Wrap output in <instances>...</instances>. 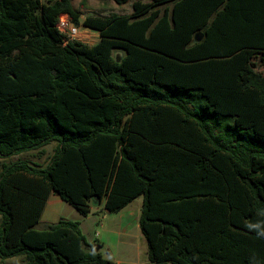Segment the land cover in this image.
<instances>
[{
  "label": "trees",
  "instance_id": "trees-1",
  "mask_svg": "<svg viewBox=\"0 0 264 264\" xmlns=\"http://www.w3.org/2000/svg\"><path fill=\"white\" fill-rule=\"evenodd\" d=\"M73 1L0 0V158L57 145L46 166L3 164L0 258L130 264L78 221L39 229L56 193L83 217L142 197L149 264H264L245 227L264 220V0H136L83 22ZM61 15L99 41H67Z\"/></svg>",
  "mask_w": 264,
  "mask_h": 264
},
{
  "label": "rangeland",
  "instance_id": "rangeland-1",
  "mask_svg": "<svg viewBox=\"0 0 264 264\" xmlns=\"http://www.w3.org/2000/svg\"><path fill=\"white\" fill-rule=\"evenodd\" d=\"M48 2L49 0H42ZM136 0L125 5H119L112 0H74L73 5L82 13L81 22L88 16H109L111 14L130 15L133 12L132 4ZM149 2L150 0H142ZM79 27V41L90 46L99 41V34L93 30L81 26ZM261 55L253 62L256 70L264 74V64L260 61ZM215 124L217 131H230L234 124L229 118H222ZM226 120V121H224ZM232 121V122H231ZM56 143L46 146L41 154L39 151L26 152L8 159L0 158V171L3 164L16 162L18 160H28L46 166L53 155ZM142 197L134 200L126 209L120 213H107L103 210L92 211L88 217H83L76 209L69 214L68 208H73L65 203L61 208V215L72 221L82 223V231L88 241H96L104 247L101 252L104 257L112 260H122L126 263L149 264V248L145 236L142 234L139 226V219L142 211ZM95 207V206H94ZM101 207V206H100ZM100 210V209H98ZM1 223V216H0ZM81 227V226H80ZM121 227V229H120ZM44 228V223L39 229ZM123 231H128L129 236ZM98 234V235H97ZM25 261L24 256L12 258H0V264H22Z\"/></svg>",
  "mask_w": 264,
  "mask_h": 264
},
{
  "label": "crops",
  "instance_id": "crops-1",
  "mask_svg": "<svg viewBox=\"0 0 264 264\" xmlns=\"http://www.w3.org/2000/svg\"><path fill=\"white\" fill-rule=\"evenodd\" d=\"M65 202L63 200L60 199V197L56 194V193H52L49 197V200L47 202V205L44 209V212H43V215H42V218H41V223L43 224H47V223H57L58 221H60L61 219H64V220H69L68 218L66 217H63L61 214V208H63ZM127 208V207H126ZM125 208V209H126ZM100 209V210H98ZM103 210V205L101 207H93L92 208V211H101ZM68 211H69V214L71 212L74 213L75 209L74 208H68ZM103 212V211H101ZM80 226L82 228V223H80ZM121 229V227H120ZM125 235L129 236V233L128 231H123ZM93 239H91V241L89 242H95L97 243L95 240L92 241ZM100 243V242H98ZM101 245V244H100ZM104 247V245H103ZM116 262L118 263H126L120 259L118 260H115ZM130 264H134V263H130Z\"/></svg>",
  "mask_w": 264,
  "mask_h": 264
},
{
  "label": "built area",
  "instance_id": "built-area-1",
  "mask_svg": "<svg viewBox=\"0 0 264 264\" xmlns=\"http://www.w3.org/2000/svg\"><path fill=\"white\" fill-rule=\"evenodd\" d=\"M57 29L64 35L67 41L78 40L80 37L79 27L72 22L68 15H61L59 17Z\"/></svg>",
  "mask_w": 264,
  "mask_h": 264
},
{
  "label": "clouds",
  "instance_id": "clouds-1",
  "mask_svg": "<svg viewBox=\"0 0 264 264\" xmlns=\"http://www.w3.org/2000/svg\"><path fill=\"white\" fill-rule=\"evenodd\" d=\"M245 227L255 233L257 239H264V220H258L254 223L249 222ZM251 264H256L255 258H252Z\"/></svg>",
  "mask_w": 264,
  "mask_h": 264
},
{
  "label": "water",
  "instance_id": "water-1",
  "mask_svg": "<svg viewBox=\"0 0 264 264\" xmlns=\"http://www.w3.org/2000/svg\"><path fill=\"white\" fill-rule=\"evenodd\" d=\"M195 39H196L197 42L201 41L202 40V34L198 33ZM102 248H103L102 245L96 244V245L93 246L92 252H99V251L102 250Z\"/></svg>",
  "mask_w": 264,
  "mask_h": 264
}]
</instances>
